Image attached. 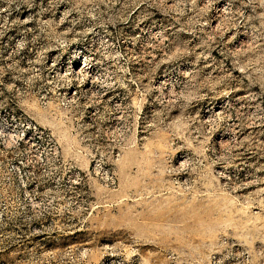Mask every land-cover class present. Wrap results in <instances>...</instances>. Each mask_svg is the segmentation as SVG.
Wrapping results in <instances>:
<instances>
[{
    "label": "rangeland",
    "instance_id": "1",
    "mask_svg": "<svg viewBox=\"0 0 264 264\" xmlns=\"http://www.w3.org/2000/svg\"><path fill=\"white\" fill-rule=\"evenodd\" d=\"M13 117L63 164L0 131V264H264V0H0Z\"/></svg>",
    "mask_w": 264,
    "mask_h": 264
},
{
    "label": "built area",
    "instance_id": "2",
    "mask_svg": "<svg viewBox=\"0 0 264 264\" xmlns=\"http://www.w3.org/2000/svg\"><path fill=\"white\" fill-rule=\"evenodd\" d=\"M0 131L7 148H18L24 153L30 163L31 174L51 175L52 171L55 172L62 167L63 162L56 146L47 132L36 123L28 120L20 123L13 117L10 122L5 120L0 124ZM63 169L70 173L68 168ZM92 169L100 172L107 179L106 171L99 164L95 163ZM77 175L70 173L68 177L75 183Z\"/></svg>",
    "mask_w": 264,
    "mask_h": 264
},
{
    "label": "bare ground",
    "instance_id": "3",
    "mask_svg": "<svg viewBox=\"0 0 264 264\" xmlns=\"http://www.w3.org/2000/svg\"><path fill=\"white\" fill-rule=\"evenodd\" d=\"M86 57L91 58L92 54H86L83 57L82 63L80 66L75 68H67V72L63 75V77H66V79H69L68 81H74L77 84V88H81L82 92H87L91 95V97H95L98 94V90L102 88H111V85H106L105 82H100V78L97 75V62L96 64L92 61L85 60ZM72 62H75V57L72 59ZM70 67V66H69ZM84 70L88 73V76H86L83 73H79L80 70ZM155 89V87H154ZM75 96V92L68 93V90H65L64 97L67 100L73 101V98Z\"/></svg>",
    "mask_w": 264,
    "mask_h": 264
}]
</instances>
